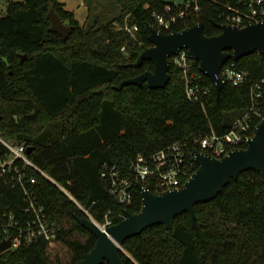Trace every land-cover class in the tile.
<instances>
[{"label":"trees","instance_id":"1","mask_svg":"<svg viewBox=\"0 0 264 264\" xmlns=\"http://www.w3.org/2000/svg\"><path fill=\"white\" fill-rule=\"evenodd\" d=\"M189 1L186 0L185 4ZM121 14L106 24L86 28L60 0H11L0 15V134L25 143L29 160L56 183L33 167H27L30 186L47 215L60 226L53 242L40 240L0 254V264H75L90 252L96 238L82 227L78 217L89 209L99 223L108 215L112 224L124 211L137 214L142 196L134 188L130 206H122L109 193L111 180L102 176L106 165L131 179L132 162L181 143L193 162L198 140L231 131L249 113L252 132L262 121L255 116L250 83L264 78V56L255 53L230 60L249 73V83L226 84L217 97L213 82L193 61L194 73L210 93L203 104L191 102L185 79L173 62L164 89L129 85L125 79L153 71L151 61L134 68L139 56L152 46L150 26L161 31L154 14L177 15L184 5L163 0H115ZM238 0H198L185 16L172 24L183 31L204 24L208 37L221 33L214 22L224 23ZM170 6L171 12L166 8ZM54 10L72 33L63 38L50 32L48 13ZM126 27H137L135 37ZM167 33V32H166ZM23 55L26 59L22 62ZM0 143V156L7 155ZM198 165L193 163V172ZM148 186V185H146ZM152 191L155 190L149 187ZM23 192L0 183V207L23 213ZM197 227L184 212L171 229L153 225L127 239L120 255L125 264H264V178L253 170L242 173L212 201L195 206ZM61 244L65 254L55 252ZM103 264H109L104 262Z\"/></svg>","mask_w":264,"mask_h":264},{"label":"water","instance_id":"2","mask_svg":"<svg viewBox=\"0 0 264 264\" xmlns=\"http://www.w3.org/2000/svg\"><path fill=\"white\" fill-rule=\"evenodd\" d=\"M47 18L51 23L50 32L60 35L66 41L72 33L71 27L54 10L48 13ZM214 24L221 29V33L211 37L204 34L203 23L169 33L150 26L149 39L152 46L143 51L131 66L140 68L145 61H151L154 70L125 79L116 89L121 91L125 86H142L144 83L151 89H164L170 81L171 57L187 50L190 57L199 63L200 72L213 82L219 97L225 83L217 80L215 75L225 64L255 53L264 56V21L242 28L217 22ZM25 59L26 55H23L22 62ZM32 150L28 148L27 154ZM194 159L198 169L181 189L154 193L138 183L137 188L142 196L141 211L133 214L125 210V219L118 224L102 229L88 217H78L79 224L92 233L97 241L94 248L75 264H125L120 250L127 239L153 225L164 224L171 229L175 218L184 212L190 214L193 227L196 228V205L214 200L231 181H237L246 171L253 170L264 178V118L245 148L231 151L221 159L196 150ZM10 247V240L0 243V254Z\"/></svg>","mask_w":264,"mask_h":264},{"label":"built area","instance_id":"3","mask_svg":"<svg viewBox=\"0 0 264 264\" xmlns=\"http://www.w3.org/2000/svg\"><path fill=\"white\" fill-rule=\"evenodd\" d=\"M198 0L189 1L184 6V10L177 15L155 13L154 17L158 26L165 32H172V24L182 19L186 11L193 7V3ZM240 6L229 8L230 12L224 17V23L236 27H246L251 23L264 21V0H238ZM166 11L171 12L168 6ZM198 11V6L194 7V12ZM126 30L135 37L137 27ZM174 66L180 70L185 79V90L188 99L193 103L203 104L209 95L210 89L201 82V77L194 73L193 59L187 50H182L173 55L170 59ZM217 80H222L225 85L231 84L240 87L249 83V73L240 69L235 63H227L215 75ZM253 107L251 111L256 117L264 118V78L250 83ZM249 113L239 118L230 132L224 135L211 133L210 135L198 140V151L211 157L221 159L231 151L245 148L248 141L254 136L251 130ZM0 143L7 149L8 154L0 156V183L9 185L13 189H20L25 200L23 213L7 212L0 207V243L10 240L11 247L8 250L30 246L35 242L43 240L45 242L55 241L60 233V226L54 222L45 212L44 208L38 203L30 186L35 183V179H28L27 167H33L42 175L50 178L45 172L40 170L28 158V146L25 143H16L7 140L0 134ZM193 163H196L193 153V162L188 159V151L181 143L173 144L166 150L155 153L149 157L138 155L132 162L134 178L131 179L123 171L115 166L108 169L106 165L102 176L111 180L109 193L116 198L122 206H130L133 201V190L137 184L141 183L144 187H152L154 193H161L169 190L181 189L193 175ZM197 164V163H196ZM57 186L74 198L60 184ZM148 185V186H146ZM86 216L99 225L102 229L112 226L108 215L104 223L97 222L90 214L89 209L84 208L76 202ZM125 215L122 216V220Z\"/></svg>","mask_w":264,"mask_h":264},{"label":"rangeland","instance_id":"4","mask_svg":"<svg viewBox=\"0 0 264 264\" xmlns=\"http://www.w3.org/2000/svg\"><path fill=\"white\" fill-rule=\"evenodd\" d=\"M11 0H0V15H4L8 2ZM16 1V0H14ZM64 3L68 11L74 13L80 22V25L89 28L98 21L99 25L117 18L121 14V7L115 0H60ZM166 3L175 5H184L186 0H163ZM55 252L59 251L60 255L65 254V249L61 244L55 246Z\"/></svg>","mask_w":264,"mask_h":264},{"label":"bare ground","instance_id":"5","mask_svg":"<svg viewBox=\"0 0 264 264\" xmlns=\"http://www.w3.org/2000/svg\"><path fill=\"white\" fill-rule=\"evenodd\" d=\"M99 226V225H98Z\"/></svg>","mask_w":264,"mask_h":264}]
</instances>
